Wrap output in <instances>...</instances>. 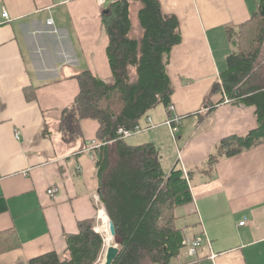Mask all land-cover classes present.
I'll return each instance as SVG.
<instances>
[{"label": "crops", "instance_id": "1", "mask_svg": "<svg viewBox=\"0 0 264 264\" xmlns=\"http://www.w3.org/2000/svg\"><path fill=\"white\" fill-rule=\"evenodd\" d=\"M158 1L176 16L181 34L167 65L174 110L161 114L159 106L146 114L139 125L146 128L149 117L152 127L136 144L157 149L160 130L171 136L177 153L161 167L166 175L174 166L189 172L193 199L179 208H188L184 215L176 210L186 226L178 228L185 242L208 240L193 257L183 247L172 263L264 264V143L219 160L210 175L205 168L221 140L256 128L253 107L225 103L222 90H211L233 51L227 29L248 21L261 0ZM102 12L98 0H0V264L64 255L65 236L77 233V223L105 213L94 200L95 157L84 152L98 122L82 120V137L71 144L58 132L79 93L75 76L89 71L111 79ZM173 117L175 134L166 124Z\"/></svg>", "mask_w": 264, "mask_h": 264}, {"label": "trees", "instance_id": "2", "mask_svg": "<svg viewBox=\"0 0 264 264\" xmlns=\"http://www.w3.org/2000/svg\"><path fill=\"white\" fill-rule=\"evenodd\" d=\"M108 5L110 12L101 15V22L111 79L104 82L89 71L77 74L79 93L63 111L58 132L62 141L74 143L82 137L80 122L91 119L99 125L96 140L108 142L96 152L95 167L99 201L115 228L112 242L119 253L113 264H173L184 247L176 210L193 201L190 173L186 177L174 166L166 175L152 143L131 146L117 132L133 130L159 106L170 112L174 88L167 65L171 50L181 43L179 21L164 13L158 0H112ZM227 39L233 51L211 94L222 90L231 104L253 107L257 125L218 143L205 164L208 175L219 160L264 143V66L256 65L264 44V0L248 21L227 29ZM96 223L95 218L78 222L77 233L65 236L64 255L49 252L27 264H99L104 242ZM2 235L7 238L11 232Z\"/></svg>", "mask_w": 264, "mask_h": 264}, {"label": "rangeland", "instance_id": "3", "mask_svg": "<svg viewBox=\"0 0 264 264\" xmlns=\"http://www.w3.org/2000/svg\"><path fill=\"white\" fill-rule=\"evenodd\" d=\"M136 7L137 6L133 5L131 8V19H132L133 24L137 27L138 25H137V15H136L137 8ZM256 65L264 66V44L262 45V47L260 49V53H259V57H258ZM208 97H210V95H208ZM158 110H159L158 112H160V113H161V111L163 113L166 112L163 107L158 108ZM163 113H161V114H163ZM143 132H145V130H142L138 133H134L130 137L126 138L125 139L126 143L131 145V146L138 145V144H136L137 142L144 141L145 137H147V133H143ZM162 132H163V129L160 130V133H159L160 138L158 139L157 152L159 153V158L163 163V167L165 169H167L170 161L173 159V157H175V155L177 153V149H176V145H175L173 139L171 138V136H169L168 134L163 135ZM139 144H141V143H139ZM187 209L188 208L179 209V211L177 212V215L178 216L184 215L186 213ZM100 218H101V213L99 215L97 214L96 230L98 233L102 234V236H103V232L100 231V227L102 226V220H100ZM183 223H184V221L182 219H180L179 221H177L176 226L177 227L179 226L182 229H184V228H186V226H185V223L184 224ZM106 248H108V247H106ZM106 248L104 247V253L106 251ZM102 258H103V256L101 255L99 264L101 263Z\"/></svg>", "mask_w": 264, "mask_h": 264}, {"label": "built area", "instance_id": "4", "mask_svg": "<svg viewBox=\"0 0 264 264\" xmlns=\"http://www.w3.org/2000/svg\"><path fill=\"white\" fill-rule=\"evenodd\" d=\"M112 0H98V4L99 6L104 10L106 8V6L108 5L109 2H111ZM2 17L6 18L8 17V14L6 12L2 13ZM49 25L51 24V22H48ZM225 103H231L230 100L225 99L224 100ZM174 110L173 106L169 107V111L172 112ZM146 123L148 124V126L146 128L141 127L140 125H137L133 130H124V129H119L117 132V136L120 139L125 140L126 138L130 137L131 135H133L134 133H138L142 130H148L150 129L151 126V121L148 118H146ZM166 124L168 126H170L172 128V134H175L178 131V127H179V120L176 117L170 118ZM19 136V132L16 131L15 132V138H18ZM108 142H100L97 141L96 139L91 140L85 147L84 152H88L90 153L93 157H95L96 152L103 146H105ZM54 192V190H50L49 193L52 194ZM94 200L98 203L99 202V197L97 195L94 196ZM245 224V222H241L239 224V226H243ZM203 244H208V240H206L205 238L203 239L202 237H197L194 238V240L185 242L184 241V247L187 248V254L189 256H195L197 253V250L203 245Z\"/></svg>", "mask_w": 264, "mask_h": 264}, {"label": "water", "instance_id": "5", "mask_svg": "<svg viewBox=\"0 0 264 264\" xmlns=\"http://www.w3.org/2000/svg\"><path fill=\"white\" fill-rule=\"evenodd\" d=\"M109 12H110V5H108V6L103 10L102 14L106 15V14H108ZM108 225H109V234H110L111 236L114 237V236H115V228H114L113 223H112L110 220H109ZM95 230H96V229H95ZM103 241H105V240H103ZM118 253H119V250H118L117 244H114V245L112 244V245H110V246L106 249V251H105V253H104V255H103V258H102V261H101L100 264H113L114 261H115L116 258H117Z\"/></svg>", "mask_w": 264, "mask_h": 264}, {"label": "bare ground", "instance_id": "6", "mask_svg": "<svg viewBox=\"0 0 264 264\" xmlns=\"http://www.w3.org/2000/svg\"><path fill=\"white\" fill-rule=\"evenodd\" d=\"M100 220H102V226L100 227V231L103 232V239L105 240L104 241V247L106 248V247H109L110 245L113 244V242H112L113 236H111L109 234V225H108L109 221L106 218V215L104 212L101 213Z\"/></svg>", "mask_w": 264, "mask_h": 264}]
</instances>
